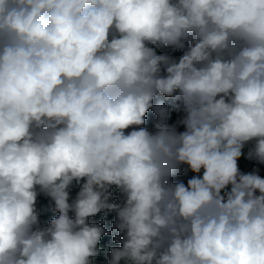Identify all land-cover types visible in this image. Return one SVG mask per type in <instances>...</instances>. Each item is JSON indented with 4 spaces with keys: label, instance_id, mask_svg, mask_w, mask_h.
Instances as JSON below:
<instances>
[{
    "label": "clouds",
    "instance_id": "obj_1",
    "mask_svg": "<svg viewBox=\"0 0 264 264\" xmlns=\"http://www.w3.org/2000/svg\"><path fill=\"white\" fill-rule=\"evenodd\" d=\"M0 264H264V0H0Z\"/></svg>",
    "mask_w": 264,
    "mask_h": 264
}]
</instances>
